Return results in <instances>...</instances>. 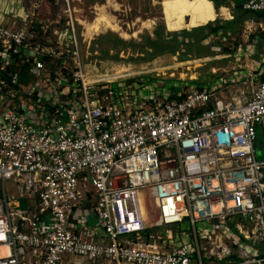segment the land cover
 Masks as SVG:
<instances>
[{"label": "built area", "instance_id": "2783aa9c", "mask_svg": "<svg viewBox=\"0 0 264 264\" xmlns=\"http://www.w3.org/2000/svg\"><path fill=\"white\" fill-rule=\"evenodd\" d=\"M48 1L50 31L25 10L0 23V264H264V20L237 94L161 99L86 68L71 0Z\"/></svg>", "mask_w": 264, "mask_h": 264}, {"label": "rangeland", "instance_id": "374dc122", "mask_svg": "<svg viewBox=\"0 0 264 264\" xmlns=\"http://www.w3.org/2000/svg\"><path fill=\"white\" fill-rule=\"evenodd\" d=\"M178 1L71 0L72 7L76 9L75 17L80 23L77 25L78 42L86 68L94 67L91 69L93 74L94 71L111 74L115 70L118 74L127 76L125 83H131L144 97L149 93H158L161 99H165L168 92V99H173L171 93L177 88L187 93L192 89L214 87L216 94L225 98L237 94L240 88L245 87L237 79L248 66H245L244 57L234 59L232 54L236 50L245 51L244 47L249 42L251 33H254V37L261 38L257 22L254 20L248 27L251 32H248L243 23V20L251 18L240 17L236 23L228 24L232 12L238 13L230 1L214 8L210 0H189L188 15L180 12ZM16 5L18 8L22 5L28 18L32 15L30 17L33 22H43L48 31L52 29V21L58 20V14L59 24L63 23L59 6L52 5L48 0H16ZM98 7L104 15L114 18L112 22L128 37H122L118 34L119 30L112 31L104 25H100L96 31H90L87 37L81 25L92 21ZM212 20L223 27L220 33L193 28ZM141 22L148 23L149 27H141ZM225 54L229 56H222ZM119 67L126 69L120 70ZM256 137L262 138L260 129ZM262 141L261 145L257 143V139L254 142L259 159L264 158V140ZM72 215L75 216L76 212ZM204 226L196 223L195 229L198 231ZM180 228L183 230L182 239L192 244L190 235H186L188 229H184L183 225ZM154 231L162 237L169 236L174 243L180 240L176 237L179 233L174 226H160ZM72 264L91 263L80 260Z\"/></svg>", "mask_w": 264, "mask_h": 264}, {"label": "crops", "instance_id": "0c3cea01", "mask_svg": "<svg viewBox=\"0 0 264 264\" xmlns=\"http://www.w3.org/2000/svg\"><path fill=\"white\" fill-rule=\"evenodd\" d=\"M23 10L24 8L22 5L20 6V8L17 7L16 0H0V23L10 24V22L13 19L17 18L20 15L21 11ZM251 20L254 21V19L252 18ZM258 32L261 33V37H262L261 40H263V32L260 29ZM251 35L253 36L254 33H251ZM257 40L259 41L257 37L253 36V38L249 40V42L245 45L244 47L245 51H243V49L240 52L239 50H236L232 54L234 59H237V58L239 59V57L241 56L244 57L243 61L245 62V66H248L247 68H245V71L250 70L252 73H255L263 65V59L261 56H259V53H258L260 41L257 42ZM251 41H253V43H251ZM222 56L227 57L229 56V54H225ZM248 63L250 64L248 65ZM259 129L262 134V138H263L262 140H264L263 133L260 127L256 128V133Z\"/></svg>", "mask_w": 264, "mask_h": 264}, {"label": "trees", "instance_id": "16d2710c", "mask_svg": "<svg viewBox=\"0 0 264 264\" xmlns=\"http://www.w3.org/2000/svg\"><path fill=\"white\" fill-rule=\"evenodd\" d=\"M210 1L212 2V5H213L214 8H216L219 5L224 4V2L230 1L232 3L233 8L235 10H238V13L232 12L231 19L228 21V24H230V23H236L240 17L252 18L255 21L264 20V12H261V11L248 12V11L241 10L240 5H241V2L243 0H210ZM188 5H189V0H181L180 1V12L183 13L184 15H188V13L190 12V10L188 9ZM193 28H200V29H204L205 28V29H207L206 32H210V33H213V32H216V33L219 32L220 33L221 30L223 29V27L220 24H218V23L215 24L214 23V20L208 21L204 25H201V26H198V27H193ZM178 32H180V31H178ZM169 36H171V35H169ZM252 38H253V36L250 35L249 40H251ZM175 39L177 41L178 40L180 41V39H177V37H175ZM261 39H262V37L259 38V41L260 42L262 41ZM183 40H186V39H183ZM259 41L257 40V42H259ZM224 50H226V49H224ZM172 51L173 50L171 49L170 52H172ZM259 78L260 79H263L264 78V73H261L259 75ZM256 139H257V143L261 145V143L263 142L262 141V138L261 139H258L256 137Z\"/></svg>", "mask_w": 264, "mask_h": 264}, {"label": "bare ground", "instance_id": "6f19581e", "mask_svg": "<svg viewBox=\"0 0 264 264\" xmlns=\"http://www.w3.org/2000/svg\"><path fill=\"white\" fill-rule=\"evenodd\" d=\"M178 4L180 5V0L178 1ZM114 6H116V5H114ZM98 9H100V7L96 8V10H98ZM102 12L100 10H98V12L95 13V16L92 19V21L90 23H86L84 25L85 34L87 35V37L90 34V31H96L100 25H104L105 27L109 28L112 31H118L119 30L118 34L122 37H126L127 36L126 33L123 32L122 30H120V28L117 26V24L112 22V19H114V18L111 19V18L107 17L106 15H104ZM147 22H148V20H147ZM141 27H149V24L146 22H141ZM131 35H134V33H132ZM135 36H136V34H135ZM87 37H85V38H87ZM119 68H120V70L126 69L125 67H119ZM141 215H142V217L146 223L147 219H146V216L144 214L143 208H141Z\"/></svg>", "mask_w": 264, "mask_h": 264}, {"label": "flooded vegetation", "instance_id": "af4514ba", "mask_svg": "<svg viewBox=\"0 0 264 264\" xmlns=\"http://www.w3.org/2000/svg\"><path fill=\"white\" fill-rule=\"evenodd\" d=\"M212 3V2H211Z\"/></svg>", "mask_w": 264, "mask_h": 264}]
</instances>
